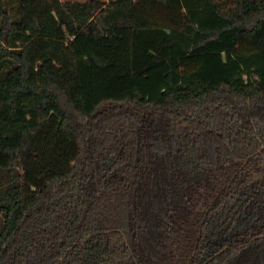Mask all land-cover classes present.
<instances>
[{"label":"trees","instance_id":"16d2710c","mask_svg":"<svg viewBox=\"0 0 264 264\" xmlns=\"http://www.w3.org/2000/svg\"><path fill=\"white\" fill-rule=\"evenodd\" d=\"M262 251L264 0H0V264Z\"/></svg>","mask_w":264,"mask_h":264},{"label":"rangeland","instance_id":"374dc122","mask_svg":"<svg viewBox=\"0 0 264 264\" xmlns=\"http://www.w3.org/2000/svg\"><path fill=\"white\" fill-rule=\"evenodd\" d=\"M4 1H12V0H4ZM60 1H89V0H60ZM100 3L106 4L110 0H98ZM98 7V5H97Z\"/></svg>","mask_w":264,"mask_h":264},{"label":"water","instance_id":"95a60500","mask_svg":"<svg viewBox=\"0 0 264 264\" xmlns=\"http://www.w3.org/2000/svg\"><path fill=\"white\" fill-rule=\"evenodd\" d=\"M262 264H264V251L261 252Z\"/></svg>","mask_w":264,"mask_h":264}]
</instances>
